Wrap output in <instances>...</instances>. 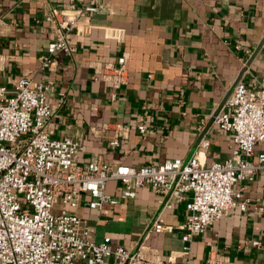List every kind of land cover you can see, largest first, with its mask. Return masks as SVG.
I'll return each instance as SVG.
<instances>
[{
  "label": "crops",
  "instance_id": "crops-1",
  "mask_svg": "<svg viewBox=\"0 0 264 264\" xmlns=\"http://www.w3.org/2000/svg\"><path fill=\"white\" fill-rule=\"evenodd\" d=\"M84 1L0 0V85L11 88L21 76L52 79L46 129L54 137L82 136L80 163L141 165L195 153L209 164L229 156L231 132L219 127L213 113L239 79L264 86V0H100L98 10L81 16L83 31L68 33L72 48L56 51L41 68L39 55L53 37L45 13ZM105 25L122 27L123 39L106 37ZM123 52L125 82L94 78L95 61L116 62ZM117 123L128 129L112 145ZM260 151L264 140L255 144L252 157ZM234 186L250 198L248 207H232L194 234L187 254L181 226L190 212L186 200L171 198L163 207L170 229L148 230L166 198L151 185L123 197L121 181L110 179L105 189L118 202L91 208L90 195L82 193L75 210L87 218L97 242L134 249L148 231L145 252L152 258L264 264V178L257 173ZM105 264H112L111 258Z\"/></svg>",
  "mask_w": 264,
  "mask_h": 264
},
{
  "label": "built area",
  "instance_id": "built-area-1",
  "mask_svg": "<svg viewBox=\"0 0 264 264\" xmlns=\"http://www.w3.org/2000/svg\"><path fill=\"white\" fill-rule=\"evenodd\" d=\"M100 6V0H85L76 7H53L45 13L53 37L39 55L41 68L50 65L56 51L72 48L68 33L83 31L86 23L81 16ZM104 34L122 40L124 29L105 25ZM236 47L240 48L239 42ZM126 57L123 52L116 62L95 61L94 78L125 82ZM52 84L50 78L21 76L11 88L0 85V264H105L109 258L112 264H193L188 258L177 262L148 256L144 241L148 231L134 249L95 241L87 218L75 210L82 193L90 195L89 207L100 208L105 202H118L105 189L110 179L121 181L123 197H133L138 187L151 185L166 196L148 227L154 231L171 228L162 216L170 199H185L190 212L181 226L185 229L182 252L187 254L194 234L232 207H248L250 198L242 196L241 187L234 186L237 182L257 173L264 178V151L252 157L255 144L264 140V86L239 79L214 116L221 129L231 132L232 149L224 159L205 164L194 153L188 158L113 166L96 159L78 162L82 136L54 137L48 132ZM116 126L112 145L128 129L120 123ZM137 128L143 132L146 126L139 123ZM201 144L206 146L208 140Z\"/></svg>",
  "mask_w": 264,
  "mask_h": 264
},
{
  "label": "water",
  "instance_id": "water-1",
  "mask_svg": "<svg viewBox=\"0 0 264 264\" xmlns=\"http://www.w3.org/2000/svg\"><path fill=\"white\" fill-rule=\"evenodd\" d=\"M226 97H227V96H226ZM226 97L224 98V100L226 99ZM224 100L222 101V103L224 102ZM222 103H221V104H222ZM220 106H221V105H220ZM220 106H219V107L217 108V110L213 113V116L216 115V113L218 112ZM213 118H214V117H213Z\"/></svg>",
  "mask_w": 264,
  "mask_h": 264
}]
</instances>
